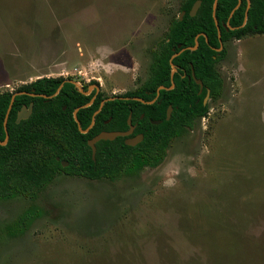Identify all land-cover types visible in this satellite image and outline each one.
Instances as JSON below:
<instances>
[{
  "label": "rangeland",
  "instance_id": "rangeland-1",
  "mask_svg": "<svg viewBox=\"0 0 264 264\" xmlns=\"http://www.w3.org/2000/svg\"><path fill=\"white\" fill-rule=\"evenodd\" d=\"M184 0H0V93L44 76L139 88ZM209 113L135 175L0 200V264H264V34L231 39ZM43 215L5 231L25 208Z\"/></svg>",
  "mask_w": 264,
  "mask_h": 264
},
{
  "label": "trees",
  "instance_id": "trees-1",
  "mask_svg": "<svg viewBox=\"0 0 264 264\" xmlns=\"http://www.w3.org/2000/svg\"><path fill=\"white\" fill-rule=\"evenodd\" d=\"M196 1L182 2L180 10L185 14L182 19L178 16L171 22L154 52L149 77L141 87L105 101L101 109L102 101L108 97L102 92L96 95L95 91L86 95L64 76L41 77L21 85L15 92L0 93L1 141L6 139L4 120L12 96L16 94L8 118L9 139L5 145L0 143V200L17 196L35 199L63 172L113 180L123 174L135 175L146 166L156 167L164 161L172 140L208 115L209 102L204 103L208 89L212 99L222 94L224 81L216 68L226 55V47L218 50L221 41L226 43L264 34V0H250L249 8V0H242L238 8L239 0H218L216 17L221 37L213 14L215 0H202L197 14L191 16ZM197 35L198 47L189 48L196 44ZM179 44L187 48L171 60L181 49ZM172 62L177 67L173 78ZM193 69L204 83L201 92L192 77ZM173 83L171 89H160V96L151 104L133 98L152 100L161 85L171 87ZM31 102L34 103L32 114L18 123L19 110ZM170 105L172 116L167 119ZM76 108H79L77 118L83 129H87L94 118V124L86 133L80 131L74 117ZM130 114L136 124L134 134L142 133L143 140L135 146L126 144L124 137L101 140L93 158L88 140L104 130H127ZM160 119L159 124L151 121ZM63 161H67L68 166H64ZM42 215L43 209L31 204L6 225L5 231L10 237L22 235Z\"/></svg>",
  "mask_w": 264,
  "mask_h": 264
},
{
  "label": "water",
  "instance_id": "water-1",
  "mask_svg": "<svg viewBox=\"0 0 264 264\" xmlns=\"http://www.w3.org/2000/svg\"><path fill=\"white\" fill-rule=\"evenodd\" d=\"M241 1H242V0H239V3H238V5H237L236 8H238V7L240 6ZM250 3H251V2H250V0H249L248 8L250 7ZM201 4H202V0H197V1L194 3V5L192 6L191 11H190V15H191V16H195V15L197 14V12H198V10H199ZM217 4H218V0H215V2H214V6H213V14H214V17H215L216 25L218 26L219 36L221 37V31H220V27H219V21H218V19H217V17H216V8H217ZM236 8H235V9H236ZM233 12H234V11H233ZM233 12H232V14H233ZM246 13H247V12H246ZM184 14H185V11H183V12L181 13V16H180L181 19L183 18V15H184ZM232 14H231V15H232ZM228 26H231L229 22H228ZM198 37H199V35H197V37H196V45H194V46H192V47H189V48L196 49V48L198 47V44H199V43H198ZM179 47H181V45H179ZM222 48H223V42L221 41V47H219L218 50H221ZM185 49H186V48H182L179 52L175 53V54L172 56L171 60H172L175 56H177V55H179L181 52H183ZM171 64H172V78H173V75H174L175 71L177 70V67L175 66V64H174L173 62H172ZM193 77L195 78L196 82L200 85L201 90H202V88H203V86H204L203 81H202L201 79H199V78L196 77L194 71H193ZM172 81H173V79H172ZM75 83H76V82H75ZM76 84H78V83H76ZM173 85H174V83H173ZM61 86H62V85H61ZM97 87H98V86H97ZM172 87H173V86H172ZM172 87H170V88H172ZM159 88H160V89H163V88H166V87H165L164 85H161ZM81 90H83V89L81 88ZM19 93H23V92H19ZM87 93H89V92H87ZM32 95H38V94H36V93H32ZM15 96H16V94H14V95L12 96V99H11L10 105H9V107H8V109H7L6 116H5V120H4V126H5V130H6V139L3 140V141L0 140V143L3 144V145H5V144L7 143V141H8V139H9V132H8V118H9V115H10V112H11V109H12V106H13V103H14ZM116 97H119V96H112V97H109V98L105 99L104 101H102L101 106H100V109L103 107L105 101L110 100V99H114V98H116ZM208 98H209V92H208V94H207V96H206V98H205V102L207 101ZM134 99H140V98H139V97H134ZM33 105H34L33 103H31L29 106L24 105V106L22 107V109L19 110L18 115H17V120H16L18 123H19L21 120H24V119H27V118L30 117V115L32 114V111H33ZM78 110H79V108H76V109H75V111H74V117H75L76 121L78 122V126H79L80 131L83 132V133H85V132H87V131L89 130V128H88V129H83V128H82L81 123H80V121H79L78 118H77V112H78ZM99 111H100V110L96 111L94 115H96ZM171 112H172V107H170L169 110H168L167 119L170 118V116H171ZM152 122L155 123V124H158V123L161 122V120H153ZM93 124H94V118H93V122H92L91 126H92ZM128 124H129V127H130V128H129L128 130H126V131H120V130L107 131V130H104V131H101V132H100L99 134H97L96 136H94L93 138H91V139L88 141V143H89V145H90L91 148H92L93 157H95V154H96V150H97V148H96V143H97L98 141H100V140H114L115 138H117V137H119V136H129L130 134L133 133L134 128H135V125H133V123H132V114H130L129 117H128ZM91 126H90V127H91ZM143 137H144L143 134H138V135H136L135 137H128V138H126L125 141H126V143L129 144V145H136V144H138L139 142H141V141L143 140ZM67 164H68V162H67V161H64V165H67Z\"/></svg>",
  "mask_w": 264,
  "mask_h": 264
},
{
  "label": "flooded vegetation",
  "instance_id": "flooded-vegetation-1",
  "mask_svg": "<svg viewBox=\"0 0 264 264\" xmlns=\"http://www.w3.org/2000/svg\"><path fill=\"white\" fill-rule=\"evenodd\" d=\"M251 4V3H250ZM183 12V11H182ZM181 12V13H182ZM180 16H181V14H180ZM184 16V15H183ZM181 19V18H180ZM179 45H181V44H179ZM196 45V44H195ZM199 45V44H198ZM225 47V43H223V48ZM179 48H181V47H179ZM183 48H187V47H183ZM222 48V49H223ZM182 49V48H181ZM180 49V50H181ZM221 49V50H222ZM179 50V51H180ZM178 51V52H179ZM177 53V52H176ZM220 62V61H219ZM193 71H194V69H193ZM193 71H192V77H193ZM195 72V71H194ZM195 75H196V73H195ZM44 77H47V76H44ZM48 77H51V76H48ZM65 78H67V80H70V81H72L74 84H76V83H78L77 81H75V80H73V78L71 77V76H64ZM197 77V76H196ZM194 78V77H193ZM198 78V77H197ZM195 79V78H194ZM76 82V83H75ZM204 84V83H203ZM76 86L80 89V91L81 92H83L84 94H86V95H89V94H91L93 91H95L96 92V95L98 94V93H100V87H99V85L98 84H94L93 86H89V85H87V84H83L82 86H80L79 85V83L78 84H76ZM98 86V87H97ZM174 87V85L172 84L171 85V87ZM141 87V86H140ZM139 87V88H140ZM166 87V86H165ZM172 87V88H173ZM81 88L83 89V90H81ZM166 88H169V89H171L170 87H166ZM203 88H204V86H203ZM203 88H202V90H203ZM138 89V88H137ZM136 89V90H137ZM164 89V88H163ZM201 90V87H200V92L202 91ZM87 92H89V93H87ZM208 92H209V98L207 99V101L205 102V98H206V96H207V94H208ZM211 91H210V89H208V91H207V94H206V96H205V98H204V103H208L209 102V100L210 99H212V97L210 96L211 95V93H210ZM126 93V92H125ZM95 95V96H96ZM95 96H94V98H95ZM115 96H119V97H122V96H120V95H115ZM160 96V88L158 89V91H157V94H156V96H155V98L154 99H152V100H149V101H146V100H144L142 97H139L140 99H136V100H140V101H142V102H145V103H148V104H151V103H153V102H155L157 99H158V97ZM112 97V96H111ZM136 97H138V96H136ZM109 98V97H108ZM134 98V97H133ZM107 99V98H106ZM105 100V99H104ZM103 100V101H104ZM31 103H33V102H31ZM30 103V104H31ZM29 104V105H30ZM34 104V103H33ZM25 105V104H24ZM23 105V106H24ZM29 105H26V106H29ZM170 107H172V105H170L169 107H168V110H169V108ZM22 109V108H21ZM168 110H167V115H168ZM172 110H173V108H172ZM171 116H172V112H171ZM171 116H170V118H171ZM166 118H167V116H166ZM169 118V119H170ZM203 118V117H202ZM201 119V118H200ZM161 120V119H160ZM151 121H153V120H151ZM162 121V120H161ZM132 123H133V121H132ZM153 123V122H152ZM161 123V122H160ZM155 124V123H154ZM159 124V123H158ZM129 125V124H128ZM133 125H135V128H134V131H135V129H136V124H133ZM91 126V125H90ZM88 127L89 129L92 127ZM87 128V129H88ZM130 128V127H129ZM128 128V129H129ZM127 129V130H128ZM89 131V130H88ZM87 131V132H88ZM107 131H114V130H107ZM120 131H126V130H120ZM134 131H133V133L132 134H130L129 136H119V137H124V139L126 140V138H128V137H135L136 135H138V134H134ZM83 133V132H82ZM86 133V132H85ZM99 134V133H98ZM139 134H142V133H139ZM118 138V137H117ZM144 138V137H143ZM116 139V138H115ZM114 139V140H115ZM90 140V139H89ZM88 140V141H89ZM101 141V140H100ZM100 141H98V142H100ZM98 142L96 143V148H97V144H98ZM125 143H126V141H125ZM140 143V142H139ZM127 144V143H126ZM88 145H89V143H88ZM129 145V144H128ZM137 145V144H136ZM90 146V145H89ZM132 146H135V145H132ZM91 147V146H90ZM96 153H97V150H96ZM93 154V153H92ZM93 156V155H92ZM95 156H96V154H95ZM93 158H95V157H93ZM58 159H59V157H58ZM69 164V163H68ZM68 164L67 165H64V161H63V165L64 166H68ZM60 174H66V173H60Z\"/></svg>",
  "mask_w": 264,
  "mask_h": 264
}]
</instances>
